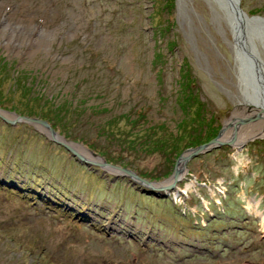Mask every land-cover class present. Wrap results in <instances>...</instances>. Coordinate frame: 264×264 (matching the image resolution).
I'll return each instance as SVG.
<instances>
[{"label": "rangeland", "instance_id": "374dc122", "mask_svg": "<svg viewBox=\"0 0 264 264\" xmlns=\"http://www.w3.org/2000/svg\"><path fill=\"white\" fill-rule=\"evenodd\" d=\"M235 1L0 0V115L95 160L0 118V264H264V136L226 144L264 127V0Z\"/></svg>", "mask_w": 264, "mask_h": 264}, {"label": "bare ground", "instance_id": "6f19581e", "mask_svg": "<svg viewBox=\"0 0 264 264\" xmlns=\"http://www.w3.org/2000/svg\"><path fill=\"white\" fill-rule=\"evenodd\" d=\"M232 1V12H233V14H235V15H237V16H239V17H241L240 15H239V13L237 12V9H236V7H235V4H236V2L237 1H235V0H231ZM242 19H244V22H247V20H245V18L244 17H241ZM241 20V19H240ZM262 23V22H261ZM263 24V23H262ZM264 25V24H263ZM264 112V111H263ZM10 114H12V113H10ZM257 115V114H256ZM255 115V116H256ZM6 117V116H5ZM5 117H3V116H1L0 115V118L3 120V121H5L6 122V118ZM8 117H10V116H8ZM14 119H15V117H14ZM254 120V117H251L250 119H249V121L247 122H241L242 124L240 125V126H238L239 127V130H237V132H234V133H232L230 136H229V138H230V141H228L226 144H231L232 143V141H238V142H241V140H243V142L244 141H246V140H251V139H254V138H256V137H260V136H264V127H260V128H257L256 129V127H255V123L256 122H253V120ZM259 120V119H258ZM264 120V119H263ZM10 121V120H9ZM261 124H263L264 125V121L262 122H260ZM40 125V124H39ZM41 126V125H40ZM42 127H44V126H42ZM255 127V128H254ZM45 128V127H44ZM47 131H48V129L47 128H45ZM222 132V131H221ZM221 132H219V134H221ZM48 133H49V131H48ZM50 134V133H49ZM218 134V138L220 137V135ZM55 137V136H54ZM217 138V139H218ZM217 139H212V140H217ZM211 141V140H210ZM216 142V141H215ZM207 143V142H206ZM205 143V144H206ZM217 143H219V140H217ZM203 145V144H202ZM198 146H200V145H198ZM197 146V147H198ZM72 147V148H71ZM71 149H72V151H73V153H75V155L78 157V158H82V160H83V158L85 159L84 161H93V162H95V160H94V158L93 157H91L89 154H88V152H87V150H85V148H83V147H80L79 145H74V144H72L71 145ZM207 147H208V145H207ZM196 147H194L193 149H195ZM193 149H190V150H193ZM211 148H209L208 149V151L210 150ZM207 151H202L201 153H206ZM200 153V154H201ZM80 156H79V155ZM199 155V154H198ZM101 167H105V169H106V167H111L112 169H117V170H120V171H122L123 172V170H122V168H120V167H118V168H116V166H113V165H109V166H107V164L106 163H104L103 162V159L101 160V163L99 164ZM180 167H181V164H180ZM108 169V168H107ZM180 169V168H179ZM181 173H182V168L179 170ZM179 172V173H180ZM124 174L125 175H127L126 173H125V171H124ZM132 174V173H131ZM180 175V174H179ZM128 176H131V177H134L135 178V175L134 174H132V175H129V173H128ZM179 177V176H178ZM173 178V177H172ZM169 182H171V179H169V180H166V181H164V182H162V183H158V184H156V185H158L157 187L159 188L160 186H162V185H166L167 186V184L169 183ZM172 184V183H171Z\"/></svg>", "mask_w": 264, "mask_h": 264}, {"label": "water", "instance_id": "95a60500", "mask_svg": "<svg viewBox=\"0 0 264 264\" xmlns=\"http://www.w3.org/2000/svg\"><path fill=\"white\" fill-rule=\"evenodd\" d=\"M7 122H14V121H16V120H22V121H27V122H29V123H32V124H40L41 126H44L45 128H47L48 129V131H49V133H50V137H51V139H53L54 141H56L58 144H60V145H62L63 147H65L68 151H71V153L72 154H74L75 155V153H73V151H72V149L70 148V146L69 145H67V143H65V142H62V141H59V140H57L55 137H54V135H55V132L53 131V129L51 128V126L46 122V121H44V120H40V119H35V118H28V117H24V116H17V115H15V119H14V121H9V120H7V119H5ZM216 141V142H215ZM211 140V141H208L206 144H203V145H200V146H198V147H196L195 149H193V150H186L183 154H181L180 155V157H178V159L176 160V162H175V164H174V168H173V172H172V174H171V176L173 177V179H174V181H178V179H179V165L181 164V168L182 169H184V167H185V163L189 160V159H191V158H193V157H195V156H197L198 154H200L202 151H208V149L209 148H212V147H214V146H217L218 145V143H217V140ZM207 145H208V147H207ZM123 170V172L125 171V173H127V175H128V173H129V175H132L131 174V172H129L128 171V169H125V168H123L122 169ZM143 182V181H142ZM144 183H146V182H144Z\"/></svg>", "mask_w": 264, "mask_h": 264}, {"label": "trees", "instance_id": "16d2710c", "mask_svg": "<svg viewBox=\"0 0 264 264\" xmlns=\"http://www.w3.org/2000/svg\"><path fill=\"white\" fill-rule=\"evenodd\" d=\"M194 124V123H193ZM200 128V127H199ZM198 130H200V131H198ZM198 130H196L195 129V132L197 133L196 135H191V136H188V140L185 142V144L187 145V147H189V148H191V147H196V146H198V145H201V144H203V143H205L204 142V140L206 139L207 141L208 140H210L211 138H213V137H210V136H208V137H205V135L203 136H200L198 133L199 132H201V129H198ZM187 132H190L189 134H193V132H194V130L192 131V130H190V131H187ZM195 134V133H194ZM215 135V134H214ZM213 136V135H212ZM206 141V142H207Z\"/></svg>", "mask_w": 264, "mask_h": 264}]
</instances>
